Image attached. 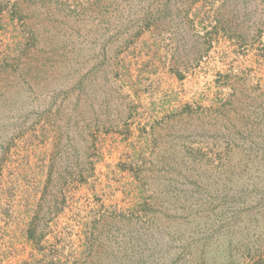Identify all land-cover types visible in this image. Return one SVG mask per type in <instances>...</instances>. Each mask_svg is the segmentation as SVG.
Returning <instances> with one entry per match:
<instances>
[{"label":"rangeland","instance_id":"374dc122","mask_svg":"<svg viewBox=\"0 0 264 264\" xmlns=\"http://www.w3.org/2000/svg\"><path fill=\"white\" fill-rule=\"evenodd\" d=\"M0 264H264V0H0Z\"/></svg>","mask_w":264,"mask_h":264}]
</instances>
